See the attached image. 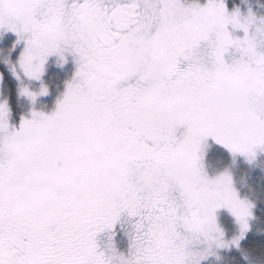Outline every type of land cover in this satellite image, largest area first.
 Returning <instances> with one entry per match:
<instances>
[{
  "label": "snow or ice",
  "instance_id": "6c2138e0",
  "mask_svg": "<svg viewBox=\"0 0 264 264\" xmlns=\"http://www.w3.org/2000/svg\"><path fill=\"white\" fill-rule=\"evenodd\" d=\"M0 33L17 37L10 53L23 44L4 62L33 105L49 59L75 63L50 114L17 127L0 102V264L248 258L256 202L205 161L210 139L249 163L264 153V16L225 0H0Z\"/></svg>",
  "mask_w": 264,
  "mask_h": 264
},
{
  "label": "trees",
  "instance_id": "16d2710c",
  "mask_svg": "<svg viewBox=\"0 0 264 264\" xmlns=\"http://www.w3.org/2000/svg\"><path fill=\"white\" fill-rule=\"evenodd\" d=\"M228 9L235 7L244 8L245 6H254L255 8H264V0H225ZM14 42V38L7 36L5 40L0 42V70L3 74V93L8 99L10 108L12 109V122L19 125L21 117L27 115L29 105L20 96L18 83L10 74L5 59L10 58L15 62L18 57V52H9ZM64 73L53 70L48 75V84L51 86L52 97L41 101L42 108H52L55 104L56 97L61 91V86L64 82ZM230 154L226 149L211 142L210 148L206 156V164L215 172H222L225 169L230 170L235 177L238 185H242L241 191L243 195L249 196L256 202L255 216L256 219L252 222V231L248 234L245 241H242V249L248 252V258L245 259L243 251L231 250L225 255L224 261L217 264H264V156L259 158L255 165H249L240 161L236 165L232 164ZM234 165V166H233ZM223 217L222 226L228 231V235L233 234V225L230 216L224 211L221 213ZM255 243L257 246L252 247ZM212 262V261H211ZM209 262V264L211 263Z\"/></svg>",
  "mask_w": 264,
  "mask_h": 264
},
{
  "label": "rangeland",
  "instance_id": "374dc122",
  "mask_svg": "<svg viewBox=\"0 0 264 264\" xmlns=\"http://www.w3.org/2000/svg\"><path fill=\"white\" fill-rule=\"evenodd\" d=\"M188 2H192V0H188ZM206 2H207V0H199V3H201V4H204ZM236 8H239L240 11H241V13H243V14H247L249 8H251V10L253 12L257 13L259 16H264V8H258V7L255 8L254 6H245L244 8L235 7L233 9H228V10L231 12V11H234ZM237 34L238 35H243V33H237ZM7 36H11V37L14 38V42H13V44H14L15 41H16V39H17V37L14 34H12V33H0V42H2L3 40H5ZM17 50H19V52H18V55H19V53L23 50V44H21L20 46H18L17 49L14 52H16ZM57 61H58V58H56V57H52V58L49 59V62H48V65H47V72H46L45 76L43 77V83L45 85H47L48 88H49V95L43 96V97H39L38 100H37V102L35 103V105H33V103L28 98L23 97V96L20 95L21 97H23V99L29 105V111L28 112H30V113H27V115H24V116H26L28 118H31V112L33 111V109H35L38 112H44L46 114H50L54 110V108L56 106V103H57V100L60 99L62 97V94L66 91V83L69 82L72 79V77L74 75V72H75V63H74L73 59L70 56L68 57V63L67 64H64L63 67H60L58 65V62ZM7 68L9 70V67L8 66H7ZM53 70L60 71L61 72V76H62V73H64L66 75V76L63 77L65 79L64 80L65 83H63L62 86H61L62 87L61 88V91L59 92V94L56 97V101H55L54 106L52 108L46 109V108H42L44 106H43V104H42L41 101L46 100L48 98L50 99L52 97V94L53 93L51 92V86L48 84L47 80H48V75L50 73H52ZM1 72L2 71L0 70V73ZM9 72L12 75V73H11L10 70H9ZM13 78L15 79L14 76H13ZM2 83H0V102H2L4 100H7L8 101V99H6L4 97L3 86H2L3 84ZM17 83H18V89H19L21 87V85H20V82L19 81H17ZM24 86H28V87L32 88L33 90H38L41 85L39 83H37V82H32V81L25 80L24 81ZM8 103H9V101H8ZM9 106H10V104H9ZM10 123L13 124V122H12V111H11V116H10ZM13 125H15V124H13ZM15 126L18 127L19 125H15ZM211 142L214 143V141H212L210 139L208 141V144L210 145ZM209 148L206 150L207 152H208ZM227 152L230 154V158H231L230 160L232 161V164H234V165H236L240 161H243L245 163H248L249 165H255L256 162H257V160L259 158H261L262 156H264V153H260L257 156V159H256V161L254 163H249L243 156L237 155V156L233 157L232 154L228 150H227ZM207 171L209 172L210 175H215V174L219 173V172H215V171L211 170V168L208 165H207ZM236 186L239 188L240 191H241V187H244L242 185L241 186L238 185L237 182H236ZM241 195H243L242 194V191H241ZM222 212H224V211H221L219 213V217H220L221 224H222V221L221 220L223 219V217L221 216V213ZM230 218L232 220V225H233V234L230 235V236L228 235L229 238H231L237 232V228H236V225L234 223V220H233V218L231 216H230ZM226 232H227V234L229 233L228 231H226ZM106 239L107 238H105V240ZM116 242H117L118 248L121 251L127 252V249H128V240H127V237L124 235L123 231H120V234L116 237ZM232 250L238 251L235 248H233ZM238 252H240V251H238ZM228 253H229V251H223V252H221L220 253L221 259L220 260H216L215 258H212L209 261V262L212 261L210 264H217V263L223 262L224 261V258H225V255H227Z\"/></svg>",
  "mask_w": 264,
  "mask_h": 264
}]
</instances>
